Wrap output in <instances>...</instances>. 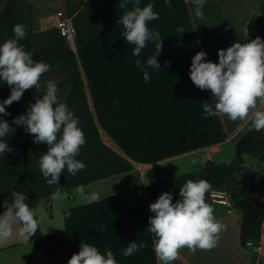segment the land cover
I'll list each match as a JSON object with an SVG mask.
<instances>
[{
    "label": "crops",
    "instance_id": "1",
    "mask_svg": "<svg viewBox=\"0 0 264 264\" xmlns=\"http://www.w3.org/2000/svg\"><path fill=\"white\" fill-rule=\"evenodd\" d=\"M89 1L97 9L102 27L75 48L79 68L103 140L134 168L79 185L86 193L99 192L98 202L78 203L77 186L58 198H42L37 207L40 228L66 264L82 242L96 246L101 253L110 248L118 264H161L148 228V218L153 215L150 203L169 190L175 202L180 187L189 179H199L198 172L208 160L233 159L236 140L246 133L252 119L251 113L235 121L225 114H204V102L214 101L210 89H201L190 79L191 57L204 50L206 60L218 62V49L254 39L247 26L254 16H264V0H206L203 18L195 15L193 0H172L171 6L165 0H140L141 7L152 3L159 14L147 23L163 40L157 57L161 68L148 69V82L135 64V46L126 42L123 26L117 23L135 0H128L126 8L120 0ZM59 4L56 10H35V30L56 26L57 11L64 8L62 0ZM155 47V42H147L140 53L143 61L155 54ZM263 107L264 99L258 98L257 108ZM259 172L264 175V157ZM210 189L205 200L212 205L216 221L226 227L218 233L215 247L197 248L193 253L185 246L178 250L173 264H264V223L260 238L249 239L242 246L241 211L234 205L228 212L227 206L210 198ZM259 190H264V178ZM7 215L9 209L0 211V216ZM11 227L13 235L0 240V264H49L43 251L21 233L18 219H12ZM130 240L143 241L145 246L124 256Z\"/></svg>",
    "mask_w": 264,
    "mask_h": 264
},
{
    "label": "clouds",
    "instance_id": "2",
    "mask_svg": "<svg viewBox=\"0 0 264 264\" xmlns=\"http://www.w3.org/2000/svg\"><path fill=\"white\" fill-rule=\"evenodd\" d=\"M128 0H120L121 7L127 6ZM169 6L172 0H165ZM206 0H193L195 15L203 18ZM153 4L140 6V0L130 9L120 14L117 23L123 26L122 36L127 43L133 44L132 55L137 57L135 64L140 67L145 82H148L149 68L159 69L161 64L157 57L162 51L160 33L149 29L148 21L158 19L153 11ZM181 32L184 30L179 29ZM13 36L0 43V84L7 82L10 94L0 100V114L10 115L6 105L20 100L26 89L35 86L42 95L30 102L25 113L13 118L14 124L24 126V130L34 134L35 143L48 146L47 151L39 157L40 172L49 185H59L62 171L67 169L75 175L84 169L86 164L77 159L86 137L79 125V118L71 110L59 93L54 80H47L42 89L40 78L50 70L51 65L44 60H35L33 52L19 43L26 37L27 26L16 23L12 28ZM155 42V54L147 61L140 57L141 50L147 42ZM218 62L206 60L207 52L197 51L191 57L189 76L193 83L201 89L211 90L214 103L205 101L203 112L206 116L227 115L230 120H244L252 114L250 128L264 130V109L257 108V99H264V39L256 36L252 40L233 42L226 49H218ZM170 61L165 60V64ZM15 128L0 118V155L11 152V146L5 137L12 134ZM206 179H189L179 190V199L173 202L172 191H163L149 205L153 215L149 216V230L155 237V252L161 264H173L178 257V250L187 246L191 252L197 248L210 249L215 247L218 233L226 225L216 221L214 209L205 200L210 189ZM78 203L98 202L101 195L97 191L86 193L83 186H77ZM61 195L57 189L53 198ZM11 203L7 205L9 215L0 216V240L13 235L11 221L18 219L22 227L21 233L30 239L37 231L40 213L28 203V196L21 191L11 193ZM70 215V213H69ZM123 251L130 256L134 251L144 247L135 240ZM67 264H118L110 248L101 253L98 248L82 242L78 252H74Z\"/></svg>",
    "mask_w": 264,
    "mask_h": 264
},
{
    "label": "trees",
    "instance_id": "3",
    "mask_svg": "<svg viewBox=\"0 0 264 264\" xmlns=\"http://www.w3.org/2000/svg\"><path fill=\"white\" fill-rule=\"evenodd\" d=\"M68 16L75 25L74 43L80 47L92 38L102 27V19L89 0H62ZM35 8L29 0H6L0 10V43L13 36V25L23 23L27 26L26 37L19 41L26 49L33 52L35 60H44L51 67L40 78L42 89L47 80H54L59 88L60 97L79 118L86 143L81 146L77 159L86 167L72 175L65 168L59 177V185H49L40 172L39 157L47 151L48 146L33 141L34 134L24 130V126L14 124L13 118L25 113L30 102L42 95L35 86L26 89L20 100L6 105L10 115L8 122L15 131L5 137L12 151L0 155V211L9 209L11 193L24 192L28 196L27 203L37 209L42 198L51 199L57 189L69 192L74 187L88 184L114 174L130 171L133 163L123 154L107 144L96 122L78 64L75 49L61 34L57 26L44 30L34 29ZM251 38L260 36L264 39V16H254L247 26ZM10 94L7 82L0 84V100ZM264 109V107L262 108ZM252 120V119H251ZM237 138L235 157L222 162L208 160L199 172L198 178L206 179L210 188L226 186L231 199L242 213L240 242L246 246L249 239L260 238V230L264 223V190L259 186L264 178L262 172L254 175L249 181L247 169L240 165L248 155L255 157L264 153V130L250 128ZM239 174V177H235ZM232 182L229 183L228 181ZM225 188V187H224ZM40 248L49 264H66L49 237L41 230L40 224L36 233L29 239Z\"/></svg>",
    "mask_w": 264,
    "mask_h": 264
},
{
    "label": "built area",
    "instance_id": "4",
    "mask_svg": "<svg viewBox=\"0 0 264 264\" xmlns=\"http://www.w3.org/2000/svg\"><path fill=\"white\" fill-rule=\"evenodd\" d=\"M56 26L60 29L61 34L72 45L74 44L75 37V25L73 18L68 16L64 8L57 12ZM210 198L220 204L228 207V212H232L234 208V202L231 199L230 192L227 189L220 187H213L210 189ZM249 243V242H248Z\"/></svg>",
    "mask_w": 264,
    "mask_h": 264
},
{
    "label": "water",
    "instance_id": "5",
    "mask_svg": "<svg viewBox=\"0 0 264 264\" xmlns=\"http://www.w3.org/2000/svg\"><path fill=\"white\" fill-rule=\"evenodd\" d=\"M72 48L75 49V43L72 44ZM264 157V153L258 157L248 155L246 159L240 163V165L247 169V175L249 181H251L255 174L259 173L261 166V159Z\"/></svg>",
    "mask_w": 264,
    "mask_h": 264
},
{
    "label": "rangeland",
    "instance_id": "6",
    "mask_svg": "<svg viewBox=\"0 0 264 264\" xmlns=\"http://www.w3.org/2000/svg\"><path fill=\"white\" fill-rule=\"evenodd\" d=\"M30 1L33 2L36 12L45 11L46 8L49 11H52L60 7L59 0H30ZM5 3L6 0H0V10L4 7ZM0 118L8 120L5 114H0Z\"/></svg>",
    "mask_w": 264,
    "mask_h": 264
}]
</instances>
